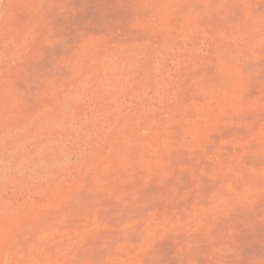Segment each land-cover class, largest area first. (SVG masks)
<instances>
[{
  "label": "rangeland",
  "instance_id": "rangeland-1",
  "mask_svg": "<svg viewBox=\"0 0 264 264\" xmlns=\"http://www.w3.org/2000/svg\"><path fill=\"white\" fill-rule=\"evenodd\" d=\"M70 112L98 165L0 186V264H264V0H0V136Z\"/></svg>",
  "mask_w": 264,
  "mask_h": 264
},
{
  "label": "bare ground",
  "instance_id": "bare-ground-1",
  "mask_svg": "<svg viewBox=\"0 0 264 264\" xmlns=\"http://www.w3.org/2000/svg\"><path fill=\"white\" fill-rule=\"evenodd\" d=\"M60 113L64 114L63 109ZM55 115H42L30 125L24 124L33 133L22 134L21 139L14 143H9L8 134L0 136V179L3 184L0 186L4 190V204L11 203V207L16 209L24 205L30 196L35 197L50 187L62 185L76 174L84 176L89 168L98 165L93 161L92 148L89 150L87 146L88 133L82 131L83 125L75 120L73 112L68 114L72 124L70 132L65 129V118L58 119ZM21 129L16 125V132ZM61 134L64 135L61 137ZM119 136L120 133L117 141L111 142H121L124 134ZM16 177H19V183L13 180Z\"/></svg>",
  "mask_w": 264,
  "mask_h": 264
}]
</instances>
